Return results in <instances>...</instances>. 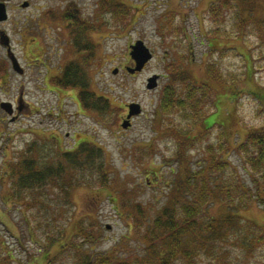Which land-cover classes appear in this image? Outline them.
Segmentation results:
<instances>
[{
	"label": "rangeland",
	"instance_id": "obj_1",
	"mask_svg": "<svg viewBox=\"0 0 264 264\" xmlns=\"http://www.w3.org/2000/svg\"><path fill=\"white\" fill-rule=\"evenodd\" d=\"M25 1L30 5L23 7ZM122 1L131 6L124 24L101 10L102 0L7 2L9 18L0 28L8 31L25 73L13 69L0 45V63L9 68L0 99L11 103L24 91L29 107L13 121V113L8 115L0 106L3 262L78 264L77 252L147 260L150 252L143 238L149 225L166 206L199 196L205 184L201 178L213 157L210 146L220 160L210 174L206 172L209 204L202 216L223 219L227 202L241 197L236 184L252 188L249 194L257 193L260 173L246 166L239 146L251 127L264 125V0H231L219 19L209 11L219 0ZM71 4L97 45L90 90L110 98L112 104L105 111L85 109L78 90L50 83L78 57L73 40L81 38L82 25L70 28L61 18ZM139 39L154 57L143 70L131 73L127 69L135 67L131 46ZM170 63L177 66L175 74ZM208 63L220 66L224 78L211 80ZM178 69L190 79L176 82ZM155 74L158 84L148 88V78ZM171 80L181 95L189 82L202 89L204 82L211 84L210 102L203 105L208 111L205 123L194 126L191 118L182 119L178 112L161 111L162 91ZM132 103H139L142 111L124 127ZM208 124L214 125L207 129ZM184 127L193 130L183 134ZM82 141L87 148L103 149L93 156V165L72 168L60 153ZM29 147L43 163L66 164L63 177L56 180V175L39 187L12 186L13 169L22 165ZM222 159L230 163L224 169L218 167ZM101 174L107 177L105 184ZM239 216L240 225L215 247L225 253L220 263L264 264V205L253 198ZM195 252L196 264L214 260L204 247ZM174 264L187 263L178 259Z\"/></svg>",
	"mask_w": 264,
	"mask_h": 264
},
{
	"label": "trees",
	"instance_id": "obj_2",
	"mask_svg": "<svg viewBox=\"0 0 264 264\" xmlns=\"http://www.w3.org/2000/svg\"><path fill=\"white\" fill-rule=\"evenodd\" d=\"M228 5H231V0H219L210 5L209 11L215 19H219L220 15L223 14L222 8ZM69 6L67 12L61 18L64 21H69L70 28L75 25H82L80 27L82 30L81 38L73 40L78 57L67 62L59 74L51 77L50 83L61 89L78 90L79 99L85 106V109L90 110L91 108H95L105 111L112 104L110 98L98 95L93 90H90V67L96 58L97 45L91 41L88 34L90 28L79 15L76 6L74 4ZM130 9L131 6L122 0H102L101 2V10L110 13L112 17L116 18L117 22H123V24L130 18ZM243 26L239 27L241 31ZM222 34L219 31L218 36ZM83 52H88V55H83ZM169 68L175 74L177 66L174 63H170ZM207 71L211 80H214L213 78L215 80L224 78L223 71L215 63H208ZM177 73L180 78H175L176 82L186 80V78L190 79V75H187L182 70L179 71L178 69ZM7 75L8 71L5 68V77ZM202 85L205 86L203 89L199 85L189 82L185 86L184 95H181L175 82L171 80L168 84L164 85L162 91L160 99L161 111L165 114L178 112L182 119L191 118L194 126L205 123L208 111L203 105L210 102L213 90L208 81ZM214 124L205 125V128L211 129ZM193 127L187 130L184 127L182 129L183 134H190ZM186 138L188 139V136ZM86 144L87 142L82 141L76 148L61 152L60 154L69 162L72 168L88 164L89 162L93 165V156L99 152L101 153L103 147L101 145H93V147L87 148ZM209 149L213 150V157L211 166L205 170L208 174H210L211 170L215 169V164L218 163L217 160H220L214 155V147L210 146ZM27 152L28 158L23 159L20 167L18 166V168L13 169L11 177L12 186H19V190L34 186L39 187L44 182L48 183V180L56 175H58L56 176V180L63 177L64 171H66V164L61 162L58 166L54 164L48 165L49 163H43L44 159L41 158L39 160L38 157L32 156V147H29ZM239 152L242 154L246 166L253 173H260V178L257 182V193L249 194L252 188L236 184L241 197L238 201L231 200L227 202L228 207L226 208L228 211L223 219L217 217L205 219L202 216L206 213L207 205L209 204V199L205 192V187H207L205 172L201 178V181L205 182V184L200 188L198 197L190 202H174L172 205L166 206L162 213L155 217L152 221L153 223L149 225L148 231L145 233L146 236L143 238L146 250H148L147 253L150 252L147 260H142L138 257L126 260L118 258L114 253L97 254L96 252H92L91 254L86 253L83 255L77 252L78 264H141L142 262V264H174L178 259H182L187 264H196L197 255L195 250H200L202 247H204L207 257L211 255L214 258L210 264H214L216 260L218 261L216 264H221L222 258L225 257L224 250L221 249L222 252H217L215 247H218L217 244H221L218 240H225L228 237L227 233L230 229L240 225L242 218L239 216V211L245 208L253 198L260 200L261 204L264 205V125L251 127L246 132L245 140L240 143ZM229 164L228 161L223 160L218 167L224 169L223 167ZM101 180L105 184L107 177H103L101 174ZM79 182L81 181L79 180ZM88 182L93 183L92 178H89ZM229 190L231 191V189ZM136 222H139V220H136ZM83 231L86 230H80V232ZM0 264L10 263L0 260Z\"/></svg>",
	"mask_w": 264,
	"mask_h": 264
},
{
	"label": "water",
	"instance_id": "obj_3",
	"mask_svg": "<svg viewBox=\"0 0 264 264\" xmlns=\"http://www.w3.org/2000/svg\"><path fill=\"white\" fill-rule=\"evenodd\" d=\"M7 1L8 0H0V21L6 20L8 18L7 5H6ZM22 5L24 7L28 6L29 1L23 2ZM2 38L4 39L6 45H10V38L6 33L4 34L2 33ZM131 49H132L131 57L135 60V67L134 68L128 67L127 69L131 73H134L143 70L145 65L153 58V53L150 50V48L145 45L142 39H139L135 44H133L131 46ZM8 55L12 60L14 69H16L19 72H23V68L18 58L16 57L15 53L12 51L11 47H9L8 49ZM114 72L117 73L118 68H116ZM158 78L159 76L157 74L149 77L147 87L152 88L157 86ZM3 106L6 109V111H8L9 113H13V110L10 108L11 103L3 102ZM129 108H130V112L128 114V120L124 121L123 123L124 127H127L130 124L129 119L133 115H137L142 111L141 105L139 103H132L129 105Z\"/></svg>",
	"mask_w": 264,
	"mask_h": 264
},
{
	"label": "flooded vegetation",
	"instance_id": "obj_4",
	"mask_svg": "<svg viewBox=\"0 0 264 264\" xmlns=\"http://www.w3.org/2000/svg\"><path fill=\"white\" fill-rule=\"evenodd\" d=\"M8 20V19H7ZM6 21V20H5ZM5 21H0V24L1 23H4ZM67 23V22H66ZM64 26H65V24H64ZM62 27V26H61ZM66 27L67 26H65L64 27V30L65 31H68L69 33H70V31H69V29L67 28L66 29ZM2 33L4 34V33H7L8 35H9V33H8V31L6 30V29H2V28H0V45L3 47V48H5L6 50H7V53H8V49H9V47L10 46H8V45H6L5 44V41H4V39L2 38ZM10 36V35H9ZM33 40H35V39H33ZM10 44H11V46H12V49L14 50V52L16 53V51H15V46L13 45V43H12V40L10 41ZM96 44V43H95ZM36 45H38V42L36 43ZM17 55V54H16ZM19 58V57H18ZM10 59V58H9ZM11 61V60H10ZM11 64H12V62H11ZM22 64V63H21ZM12 67H13V64H12ZM7 69H9L8 67H7ZM13 69H14V67H13ZM15 70V69H14ZM16 72H17V70H15ZM23 72L25 73V68L23 67ZM4 78H5V64H3V63H0V88L3 86V82H4ZM24 91H21V93L19 94V97L18 98H16V100H10V102H11V106H10V108L13 110V114H12V116H11V119H12V117H14V119H12L13 121L14 120H16L17 118H19L20 116H21V113L23 112V110H25V109H27L28 107H29V103H28V101H26L25 100V98H24V93H23ZM3 102H4V100L3 99H0V106H1V108L3 109V111H5V108H4V106H3ZM8 113V112H7ZM9 115V114H8ZM3 120H4V118H3Z\"/></svg>",
	"mask_w": 264,
	"mask_h": 264
}]
</instances>
